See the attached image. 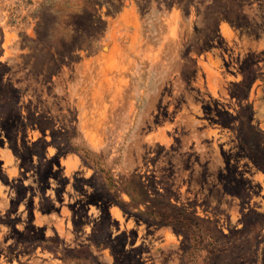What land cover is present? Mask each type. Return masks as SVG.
I'll use <instances>...</instances> for the list:
<instances>
[{
    "label": "rangeland",
    "instance_id": "rangeland-1",
    "mask_svg": "<svg viewBox=\"0 0 264 264\" xmlns=\"http://www.w3.org/2000/svg\"><path fill=\"white\" fill-rule=\"evenodd\" d=\"M0 264H264V0H0Z\"/></svg>",
    "mask_w": 264,
    "mask_h": 264
}]
</instances>
